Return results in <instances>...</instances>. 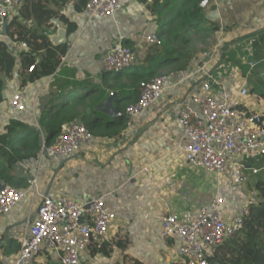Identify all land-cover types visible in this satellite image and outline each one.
I'll list each match as a JSON object with an SVG mask.
<instances>
[{"label": "crops", "instance_id": "crops-1", "mask_svg": "<svg viewBox=\"0 0 264 264\" xmlns=\"http://www.w3.org/2000/svg\"><path fill=\"white\" fill-rule=\"evenodd\" d=\"M202 9L207 23L214 22L219 29L209 36L196 32L201 35L196 46L189 35L192 42L188 45L192 46H186L190 54L187 66L180 68L183 61L179 64L175 61L160 68L158 74H168L167 88L137 119L129 118L126 109L123 111L128 101L124 97L133 91L127 86L130 83L125 73L135 71L148 55L157 56L162 50L160 43L150 44L146 39L152 33L159 35L158 17L147 3L136 0L113 17L89 19L85 10L77 12L74 1L69 2L61 13L76 24V30L70 33L58 18L52 20L53 27L49 29V35L56 34L59 27L67 29V41L61 44L68 46L66 60L53 75L28 83L23 89L19 67L20 55L25 50L21 43L7 40L15 52L16 66L12 77L6 79L4 100L0 102V134L5 133L12 119L42 129L40 121L44 114L50 115L83 95L85 100L77 112L82 119L65 123L86 124L85 115L87 121L92 118L95 123L111 120L96 110L97 105L89 107L93 103L90 101L97 98L94 87L106 88L115 95L114 104L124 114L120 117L124 128L119 135L105 136L99 126L90 144L64 160L48 159L39 153L37 157L11 164L8 176L0 180L25 189L31 179L37 178L40 195L26 196L0 218V264L13 263L42 195H66L78 201L100 196L116 212L109 239L123 230L131 238V246L126 251L115 248L110 255L93 254L89 248L81 257L82 264L123 263L126 255L143 264H175L179 242L172 239L166 244L159 238L161 216L168 203L174 209H184L206 203L220 192L228 200L226 209L243 201L240 187L235 197L228 194L226 185L220 183L223 176L187 165L181 149L184 133L177 118L186 99L203 82L212 79L235 93L247 85L250 95L242 99L244 106L264 110V0H211ZM16 15L17 11L11 18ZM159 39L161 42L163 38ZM117 41L131 47L136 58L119 76L106 72L103 65V59ZM250 61L257 62L254 69L250 68ZM20 90L28 98L25 111H15L10 105L11 97ZM260 166L264 167V159ZM231 200H238V205ZM33 264H59V257L44 251Z\"/></svg>", "mask_w": 264, "mask_h": 264}, {"label": "built area", "instance_id": "built-area-1", "mask_svg": "<svg viewBox=\"0 0 264 264\" xmlns=\"http://www.w3.org/2000/svg\"><path fill=\"white\" fill-rule=\"evenodd\" d=\"M134 1L88 0L85 13L89 19L110 18ZM21 4L22 0H0V39L10 41L5 27ZM146 39L150 44L160 43L157 33ZM21 45L24 50L29 48L27 43ZM135 59L133 49L117 41L103 59V65L107 71L121 73L131 67ZM65 60L66 56L62 58ZM249 65L254 69L257 62L250 61ZM33 69L31 66L30 70ZM167 83L166 73L142 80L138 99L126 108L127 116L141 117L162 97ZM248 95L247 85L235 93L217 80H208L186 99L177 118L184 133L181 149L187 165L223 176L237 188L249 185L264 171V167L255 164L258 159H264V110L244 106L242 99ZM27 104L23 90L10 99L15 111H25ZM93 138L94 133L87 124L65 123L51 143L43 140L40 154L48 159L64 160L90 144ZM2 183L0 180V218L26 196L40 195L37 178L31 179L25 189L9 184L2 187ZM242 199L243 203L230 205L228 209V200L221 192L206 203L184 209H174L168 203L161 216L159 238L166 244L172 239L179 242L175 264H210L209 257L242 232L252 207L260 200V193L254 188ZM116 219V212L104 197L78 201L66 195H42L12 264H33L44 251L56 253L59 264H82L81 257L91 244L109 239Z\"/></svg>", "mask_w": 264, "mask_h": 264}, {"label": "trees", "instance_id": "trees-1", "mask_svg": "<svg viewBox=\"0 0 264 264\" xmlns=\"http://www.w3.org/2000/svg\"><path fill=\"white\" fill-rule=\"evenodd\" d=\"M72 1H74V8L77 12L84 11L88 2V0H22V4L17 9V15L10 19L6 33L7 38L11 42L27 43L29 47L20 55V89L42 77L53 75L61 65L62 58L67 54L68 46L54 45L47 32L53 27L52 20L55 18L64 22L70 33L76 30V24L61 13V10ZM140 1L148 4L159 21L164 19V26L160 33L164 41L162 50L157 56L148 55L143 65L135 71L125 73L130 83L127 86L131 87L133 91L124 97L128 101H126L123 111L130 103L137 100L140 82L158 75L160 68L166 66L165 63L171 64L176 61L179 64L183 61L180 68L187 66L190 54L186 51V46L191 41L190 33L204 32L206 36H209L219 29L214 22H210V26L205 25V11L199 7V0ZM156 59H158L157 62ZM15 66L14 50L7 41L0 39V102L4 100L5 79L12 77ZM31 66H34L32 71L30 70ZM105 89L94 87L93 94H96L97 98L90 101L93 103L89 107L98 106L111 95V92H107ZM85 97L83 95L65 104L59 110H53L50 115L44 114L40 121L42 129L12 119L6 126L5 133L0 134V179L8 176L12 163L39 155L42 147V131L46 134L45 141L51 143L65 122L77 118L82 119L77 112ZM87 117L85 115L84 122H88ZM122 120L119 118L106 122L98 121L91 130L95 133L96 128L100 126L104 129L102 134L105 136L119 135V132L124 128ZM255 187L260 191V200L252 207L251 216L246 219L242 232L226 241L216 254L210 256V264H264V175L260 174ZM131 243L132 240L128 234L121 230L111 239L91 244L90 248L93 254L100 252L110 255L115 248L126 251ZM114 264L143 263L126 255L123 263L115 262Z\"/></svg>", "mask_w": 264, "mask_h": 264}, {"label": "water", "instance_id": "water-1", "mask_svg": "<svg viewBox=\"0 0 264 264\" xmlns=\"http://www.w3.org/2000/svg\"><path fill=\"white\" fill-rule=\"evenodd\" d=\"M210 2L211 0H199V7L206 8ZM7 28H8V24L5 27V33H7ZM49 38L54 45L60 46L61 44L66 43L67 41V29L65 27H59L58 32L56 34L49 35ZM222 60H223V53L221 54V59L219 64L222 62ZM106 72L114 73L113 71H109V70L108 71L106 70ZM262 77L264 79V74L262 75ZM114 97L115 95L111 94L107 99L102 101V103H100L96 107V110L102 114H105L106 116H108V118L116 120L122 117L124 114L118 107L115 106ZM87 113L88 114L91 113V108L87 109ZM93 120L94 119L89 118V122H92ZM44 139L45 137L42 135L41 137L42 142ZM6 184H7L6 182H3L2 187H4Z\"/></svg>", "mask_w": 264, "mask_h": 264}, {"label": "rangeland", "instance_id": "rangeland-1", "mask_svg": "<svg viewBox=\"0 0 264 264\" xmlns=\"http://www.w3.org/2000/svg\"><path fill=\"white\" fill-rule=\"evenodd\" d=\"M158 22V24H157V30L159 31V36H160V33H161V31H162V29H163V26H164V19H162L161 21H157ZM205 25H207V26H210L211 24H208L207 23V21L205 22ZM196 32H192V33H190L189 35H191V36H193V45L195 44V46L196 45H198L199 44V42H200V40H201V35L200 34H195ZM161 37V36H160ZM162 38V37H161ZM192 40H191V42H192ZM163 41H164V39H162L161 40V42H160V46H162L163 45ZM192 44H189V45H187V47H191L192 46ZM158 61V59H156V62ZM163 73V72H162ZM116 76H119L120 75V73H116L115 74ZM5 85H6V79H5ZM5 89V88H4ZM87 123V125H88V127H90V128H93V126H94V123L95 122H89V119H88V122H86ZM263 161V159H258L256 162H255V164H257L258 166H260V164H261V162ZM261 175H264V171L261 173ZM217 176V175H216ZM218 177V176H217ZM219 177H221V176H219ZM256 181H257V178H255V179H253L252 180V182L249 184V185H246V186H242V187H240L241 188V192L242 193H249L252 189H254V188H256L255 187V183H256ZM220 183L221 184H224V185H226V188H228V190H227V192H228V194H230V195H232V197H235L236 195H237V189L238 188H236V186L235 185H233V184H230V181H229V179H227V178H225V177H221V181H220ZM256 190L260 193V191L256 188ZM234 192H236V194H231V193H234ZM231 197V198H232ZM232 201V200H231ZM236 201H238V200H235V201H232V204H234V205H238V203L236 202ZM243 201H240L239 200V204H241Z\"/></svg>", "mask_w": 264, "mask_h": 264}]
</instances>
